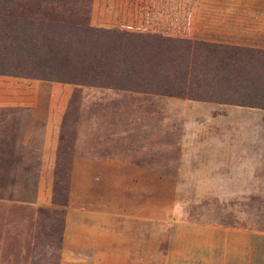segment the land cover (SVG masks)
Listing matches in <instances>:
<instances>
[{"label":"rangeland","instance_id":"374dc122","mask_svg":"<svg viewBox=\"0 0 264 264\" xmlns=\"http://www.w3.org/2000/svg\"><path fill=\"white\" fill-rule=\"evenodd\" d=\"M87 6L95 27L264 47V0ZM197 102L226 104L0 75V264H135L148 252L152 264L157 251L222 247L264 264V191H239L236 173L176 168L184 109L222 112L184 105ZM229 120L209 132L234 140L231 152L257 153L254 182L264 187V109L242 107ZM243 138L258 143L236 144ZM55 182L64 205L53 202Z\"/></svg>","mask_w":264,"mask_h":264},{"label":"trees","instance_id":"16d2710c","mask_svg":"<svg viewBox=\"0 0 264 264\" xmlns=\"http://www.w3.org/2000/svg\"><path fill=\"white\" fill-rule=\"evenodd\" d=\"M88 2L0 0V75L264 109V47L95 27Z\"/></svg>","mask_w":264,"mask_h":264},{"label":"crops","instance_id":"0c3cea01","mask_svg":"<svg viewBox=\"0 0 264 264\" xmlns=\"http://www.w3.org/2000/svg\"><path fill=\"white\" fill-rule=\"evenodd\" d=\"M234 44V43H231ZM237 44V43H235ZM191 103V102H189ZM185 106H196L201 110L205 108L214 109L220 107L222 110L220 115H206L204 111L198 114L191 112L186 108L183 111L185 121L181 124V135L179 137V145L184 146L183 152L176 161L182 162L178 165L179 170L191 173L196 172L206 177L229 178V175L237 174V186L239 191L246 187L247 191L263 192V185L256 184V161H261L260 156L254 151L248 152L241 149L237 153L229 151V143L231 140L227 137H212L209 132L214 124H234L230 121V114L245 106L233 104H212L208 102H197L195 104H184ZM254 108V107H248ZM260 109V108H258ZM198 115V116H196ZM196 117L198 124H191ZM203 121L205 124H200ZM224 122V123H223ZM216 141L214 142V140ZM222 140L225 142H222ZM240 146L258 143L256 138H243L235 140ZM209 142V143H208ZM214 142V143H213ZM197 146V148H196ZM197 149L195 153L193 150ZM254 162L250 165L251 162ZM250 162V163H249ZM248 175V178L246 176ZM235 176V175H234ZM235 176V177H236ZM251 177V180L249 179ZM246 179V180H245ZM248 179V180H247ZM230 233L228 232V235ZM146 257L144 260H135V264H151L149 260V252L141 256ZM155 260L152 264H262V260L255 252L239 247H222V248H183L173 250H163L156 252ZM258 257V260L256 259Z\"/></svg>","mask_w":264,"mask_h":264}]
</instances>
